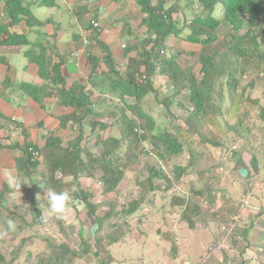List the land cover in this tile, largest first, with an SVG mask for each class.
Wrapping results in <instances>:
<instances>
[{"label": "rangeland", "instance_id": "obj_1", "mask_svg": "<svg viewBox=\"0 0 264 264\" xmlns=\"http://www.w3.org/2000/svg\"><path fill=\"white\" fill-rule=\"evenodd\" d=\"M59 1L57 0V3L64 7V1ZM190 1H192V4ZM194 1L196 0L178 1V5L182 4L185 6L184 11L190 17H187L190 20L201 10L200 6H198V4ZM39 2L40 0H24L23 5H27V3H29L31 7L30 9H33V13L35 15H40V17L43 18L44 15L48 13V10L44 7L35 8L34 5L38 6ZM136 9L137 12H135V16V13H132L131 11L133 18H137L135 20V24L137 23L138 17L142 14L138 4H136ZM177 12L180 14H174L173 19L176 20L178 23V29H180L182 28L181 23L184 14L181 10ZM65 13V15L63 13H54L49 20L52 22L61 21V30H64V26L69 28L71 32L74 33V29H76V21L71 20L72 14L67 12V8L65 9ZM221 14V8L220 5H218L216 6L213 16L220 19ZM50 21L46 22L47 27L52 25L50 24ZM35 24L38 25L39 23L36 22ZM247 29L248 25L246 24V21L238 33L232 31V29L226 24L221 23V25L217 28L215 40L210 45L204 47H201L200 45H193L185 41V37L188 35V30L184 29L181 37L174 38L172 36L171 39L167 40V43H169L168 46L171 48L170 53L178 54V63L180 67L191 73L195 79L200 80L202 75L200 73V64L198 63L197 55L201 52L207 53L215 58L216 65H220V59L224 55V51L233 45L234 40L231 39V36L240 37L245 34ZM64 34H66V36L65 38H62V41L67 39L68 33L65 32ZM166 55L169 56L168 54ZM10 58H12V61L14 60L15 63L22 60L16 56H12ZM120 61H117L119 64H116L117 71H120L119 77L124 78L126 64L122 66L120 65ZM81 65L83 68H86L85 62ZM141 69H143V67H141ZM96 71L100 72V67H97ZM25 77L26 76L23 74L21 80H24ZM85 77L86 74H84V72H82V74L81 72H78L76 78L81 81L84 79L85 83ZM250 77V80L248 79L249 77L240 78L241 82L235 87V89H229V87L226 86V78L221 77L216 82L214 89L210 92L212 99L211 102L213 103L215 109L214 111L212 109L210 110L213 111L212 115L215 116L214 120L218 123L220 128V130H216L215 128L207 125V122L209 121V119L206 118L207 113L202 120H198L189 115L192 105L189 101L188 90H182L170 98V101L172 102L170 106L166 108L162 104V100H165L167 97H171L174 90L166 88L167 77L160 75L159 70H156L154 76L152 77L153 88L156 93L152 92L147 94L142 101L138 103V107L142 113L148 115L154 122L153 130L149 136L157 135L162 131H166L177 136L182 141V153L173 156H164V158L161 159L166 168V171H163L165 176L164 179L171 181L172 187H169L170 189H164V187H167L166 180L155 179L154 184L158 185L159 190L155 192L146 191L144 195L140 182H143L146 179L147 168L153 165L155 166L157 160L155 156H148L142 152L143 149L150 148V138L144 142L143 145L141 142L136 143L134 140L127 139L126 143L123 142V145L118 150L116 149L117 157L119 158L121 164L125 167V172L124 177L117 186V190L109 195H104L102 193V186L99 183V178L102 172L96 163L90 164L89 170L85 173H81L74 182L72 176H68L66 178L65 174L60 171L54 173L51 179L52 181H56L58 191L67 190L73 198L78 201L80 197H75L78 191H83L89 195V203L97 207L95 216L103 217L105 213L109 212L110 208H113L112 214L109 216L110 218L105 220L103 226L99 230L94 231L95 222L82 202H80L82 207L76 208V210L70 214V218L68 220L57 219L55 215L50 214L48 211V204L45 199L46 193L41 191L44 186L34 185L36 187L35 188L30 185L26 179H22V176H20L18 181H21L23 185L25 183L30 187L25 191V194H21L22 197L23 195L27 197L25 202L24 199L18 198V203L23 202V204L19 205L23 207H20L19 210L17 209L14 216L7 217L5 215H0L2 216L0 217V264H44L50 260L55 252H59L60 255L58 259L61 258L63 256H61L63 246L73 251L75 256L62 257V259L58 262L57 260L52 261V264H100L101 260L107 259V256L104 257V252L107 250H104V252H100L98 256H95V239L97 236L104 237L113 233L115 229L114 225H118L123 231L128 229L127 233L130 234L125 237V239H127L126 241L115 244L109 248V251H111L115 260L117 259L121 261V259H126L124 257L125 255L132 256L134 258L135 251H133V255L132 253H129L132 251L130 248H133V246L136 245L133 242V239L137 241H145V238L149 235L150 238L154 237L152 238V240H154L151 244V251L147 252H154L153 254L156 253L155 255H158L157 260L159 261V264H162L170 258L165 255V251H162V247L159 249V245L156 246V243L163 244V249H167L166 251L170 254L171 247L172 249L176 248L174 245L170 246L169 243L172 240L170 237L171 232L178 237L189 229L188 223L182 220L183 207H179L178 204L173 201V198L176 196L185 200L189 198L190 201L199 207V215H194L190 218L193 221V218L195 217V226L193 230L205 232L202 241H207V247L204 250L203 255L209 252V254L212 255L211 258L214 260V251H217V253L222 251V248L218 247L223 242H221V238H215V236L218 235L216 233L218 226H221L224 220L221 218V215L217 213L222 204L224 192L226 191L233 199L239 200L242 195H245V187L249 189L252 188V194H254L252 197L254 198H247V202H250L251 204L253 203L258 207H264V172L262 175L260 174L261 176L259 175L256 177L254 175L250 177L247 181L237 176V181H235L236 174L233 170L235 165L238 167L241 165L236 161L238 156L237 158L234 157V155L232 157L227 155L225 156L221 153L220 149L212 145H205L202 141L203 138H210L212 141L219 142L220 139H227L234 136L233 132L229 130V126L236 123V118H233L232 114H228V111L240 114L246 109L251 119L249 124H247L246 121H243L246 128L251 129L255 125H259L260 127L264 126V121L261 123L258 118L259 112L263 111L264 113V75L262 73V75H259V78L256 79L253 73H250ZM251 80L256 82L254 86L250 85ZM67 81L68 83H71V80ZM94 93L98 97V100L92 102L89 106L93 113L89 116H85L81 124L71 122L68 123L67 127L60 130L59 133L63 147L67 146L68 143L77 138L81 133L83 139L79 145L84 147L88 153L96 157L98 160L103 151V146L101 145L102 140L107 139L109 136L120 137V126L118 124L116 125L115 122V120H119V123L122 124L120 120L121 111H119V109L124 107V104L133 105L135 100L126 97L124 98L126 100L125 103L122 104L120 97L117 95L111 96L108 93L101 95V93H99L96 89H94ZM155 94L157 95L155 96ZM238 98H241L240 105L237 103ZM254 100L257 101V107H249V101ZM48 108L51 110L53 109L50 104L47 109ZM210 110H208V115H211ZM114 111L117 115L116 118L111 117ZM124 113L125 115L133 118L136 123L140 121L144 122V120L139 119L138 116H133V113L129 109H125ZM95 121L106 124L109 128L92 129V131H90V127L92 128V122ZM192 124H194L195 127L190 126ZM194 131H197V133ZM243 135L247 136V140L250 141L252 149L259 146V148H257L258 153H263V158L260 162H262L261 166L264 167V139H262V135L259 134L257 129H252L251 132L245 131ZM239 143H244V141L237 139V144ZM231 147L233 146L231 145L230 148ZM230 148L227 150L229 151ZM250 149L244 144L239 147L238 151L239 153L240 151L243 152L246 161H249L250 159L248 154L252 153ZM228 151L226 154H228ZM131 157H133L132 161L128 162ZM82 159L84 161L87 160L85 154H82ZM189 162L190 164H188ZM247 163L249 164V162ZM178 166L186 167V173L179 177L178 181H175L173 177V170ZM242 168L239 167V174L244 177L246 176V169L243 170ZM39 170L40 172L43 171L42 167ZM41 175L45 180L43 173ZM48 179L49 178H47V181ZM37 181L43 183L41 177L39 180L37 179ZM209 185H212L214 189L212 193L216 195L218 194L221 198H217L216 203H212L213 205L208 204L203 196H195L192 193L194 188H201L205 191V189L209 188ZM45 186H47V188H52L50 185ZM139 199L142 201V205L139 206L138 210H136L133 215L126 216L123 213V210L127 209V206L131 203V201H137ZM32 202L37 203L39 208L42 209L41 217H33L34 212L29 208V205L32 204ZM224 211V213L228 216L229 213L225 209ZM253 213L254 210L252 212L246 210L242 212V221H240V225L245 224L247 226L249 217H254ZM225 214H223V216H225ZM260 217H263L262 219H264V215ZM139 218L140 222L137 221ZM9 219L15 221L16 230L14 232L8 231L7 229V221ZM258 222L260 225L255 224L254 228L248 229L245 236H243L242 232V234L238 233L239 238H241V236L243 237L242 240L239 241L238 238L237 240L232 239L238 241L236 245L237 249L240 248V250H242L245 244L244 242H251L252 244L261 247L264 246V220H258ZM123 223H127L128 228H126ZM79 228L83 230L84 236L82 239L78 235ZM139 233L144 235L138 237ZM80 235H82V232ZM166 236H168V238ZM128 240L129 242H127ZM196 240L200 241L201 239L198 237ZM82 241H84L86 245H83L81 243ZM227 244L232 245V242H228ZM128 245L130 248H127ZM101 246L104 247L103 244H101ZM125 249V254L122 255ZM249 251H253V249H250ZM249 251L246 252V255H248ZM177 252L178 251H176V253ZM196 255L197 254H194V257L195 259H198L199 256L196 257ZM152 256L153 255L148 257L145 255V261L149 260L150 263L154 264L155 262L153 260L150 261V257ZM102 257L103 259H101ZM132 257H129V259ZM183 257L185 258L186 256L183 255ZM212 259L211 262L215 263ZM200 260L201 259L197 260V263ZM158 261L156 262L158 263ZM136 262H139V260H122L121 263L132 264ZM249 263L253 264V261ZM254 264H256V262H254ZM259 264H264V261H260Z\"/></svg>", "mask_w": 264, "mask_h": 264}, {"label": "trees", "instance_id": "obj_2", "mask_svg": "<svg viewBox=\"0 0 264 264\" xmlns=\"http://www.w3.org/2000/svg\"><path fill=\"white\" fill-rule=\"evenodd\" d=\"M0 1L4 2L5 10L10 19V25L24 21L27 26L32 27L34 25L36 26V22L39 23L33 17L32 12L29 9V5H23L24 0ZM134 1L138 4L140 12L142 13L140 23L142 27H145L146 31L144 37L138 38L135 44L130 45L127 50V53L134 51L136 53V57L128 59L124 78L119 77L120 71H117V65L111 59V53L109 52L108 47L98 38H93L92 42L94 41L95 46L106 55L101 58L88 54L86 57L88 74H86L85 77V85L74 84L71 85L69 89H67L66 86L68 78L64 74L62 68L64 60L60 58V61L54 63L49 69L46 64L47 56L45 55L41 44L38 43L33 45L29 43L23 35H12L8 33L7 38L0 42L5 44L28 46L29 52H25V56L30 62L37 65L39 77L49 83L48 90L50 88V92L47 91V86L44 85L37 86L21 84L20 89H22L26 95L30 96L37 103H41L43 97L55 95L58 98L59 106L71 109L69 112L61 114L57 117L59 123L57 130L66 128L67 124L70 122L81 124L85 116H89L93 113L92 109L89 107L91 104V101L89 100L90 92H85L86 86L98 90L101 95L104 93H108L111 96L117 95L120 97L122 104L125 103L126 100L124 98L126 97L135 100L133 105L124 104V107L119 109V111H121L120 120L122 124L119 123V120H115V122L116 125L118 124L120 126V137L109 136L107 139L102 140L101 145L103 146V151L98 160L96 157L88 153L84 147L79 145L83 139L81 133L77 138L68 143V145L65 146L66 148L63 147L61 138L55 135L57 130H55L54 133H50V136L46 139L42 147H38L36 143L27 142L22 148L23 155L19 162L25 164L21 167V172L24 175L23 179H26L33 187L42 185L44 188L41 191L46 193L47 186L45 185H50L54 190L58 191L56 181H52L51 179L54 173L60 171L65 174L66 178L68 176H72L74 182L81 173H85L89 170L90 164L96 163L102 172L99 178V183L102 186V193L104 195L113 193L117 190V186L124 177L125 172V167L121 164L119 158L117 157L116 149L118 150L123 145V142L126 143L127 139L134 140L136 143L141 142L143 145V143L150 138V148L143 149L142 152L145 155L152 153L159 159H163L164 156H173L182 153L183 144L177 136L166 131H162L157 135L149 136L153 130L154 122L148 115L142 113L138 107V103L141 102L147 94L152 92L156 93L153 88L152 77L154 76L157 68L159 69L160 75L167 77L166 88L174 90L171 97H167L165 100H162V104L168 108L172 102L170 101V98L182 90H188L189 101L192 105L189 115L198 120H202L207 113L206 118L209 119L207 125L215 128L216 130H220V128L218 123L214 120L215 116L212 115L215 109L213 103L211 102L212 99L210 94V92L214 89L216 82L221 77L226 78V86H228L229 89H235V87L241 82L240 78L249 77L248 79H251L250 73H253L256 79H258L259 75H262V73L264 75V0H196L194 2L200 6L201 10L199 13H196L191 20L184 11L185 6L182 4L178 5L179 0H169L171 4L168 0ZM190 2L192 4V1ZM52 4V0H42L39 2L38 6H52ZM218 5H220L222 11L220 19L213 16L216 6ZM180 10L184 14V17H182V28L178 29V23L173 18L174 14L177 15L179 13L177 11ZM245 21L248 25L247 31L240 37L231 36V39L234 40L233 45L224 51V55L220 59V65H216L215 58L207 53L201 52L197 55L198 63L200 64V73L202 75L200 80L195 79L191 73L180 67L178 63V54H171V48L166 45L168 37L173 36L175 38H179L181 37L183 30L187 29L188 35L185 37V41L193 45H200L201 47H204L210 45L215 40L217 28L221 25V23L226 24L232 29V31L238 33L244 26ZM3 28H5V26L0 25V29ZM102 64H104L106 70L96 72V68L100 67ZM141 67H143V69H141ZM255 78L254 80L256 81ZM255 81L253 82L251 80L250 85L254 86L256 84ZM156 95L157 94H155V96ZM237 103L240 105L241 98L237 99ZM249 103V107H257V101H249ZM125 109H129L133 113H131L133 116H138V118L143 119L144 122L140 121L136 123L133 118L125 115ZM208 110L211 111V115H208ZM228 114H232L233 118H236V123L229 126V130L233 132L234 136L227 139H220L219 142L212 141V139L207 137L208 139H202L203 143L220 149L221 153L225 156H228L230 151L234 157L237 158L238 156L236 161L241 164L239 167H243V170L246 169V176L243 177L239 174V167L235 165L233 170L236 174L235 181H237V176L247 181L254 175L256 177L260 174L262 175L264 167L261 166L262 162H260V160L263 158V153H258L257 148H259V146L252 149L250 141L247 140V136L243 135V133L245 131L251 132L252 129H257L259 134L262 135V139H264V126L260 127L259 125L256 126L254 124L255 126L253 128H246L243 121H246L247 124H249L251 120L246 109L240 114L232 113V111H228ZM111 117H117L115 111L112 113ZM258 118L261 123L264 121L263 111L259 112ZM91 126L92 128L90 127V131H92V129L109 128L108 125L98 121L92 122ZM190 126L195 127L194 124ZM194 132L197 133V131ZM237 139L243 140L244 143L237 144ZM243 144L249 149L251 148L250 150L252 153H248L250 156L249 161L245 160L242 151H240V153L238 151L240 145ZM231 145L233 147L230 148ZM229 148L230 150L228 151L227 149ZM34 151L37 153L36 158L32 154ZM227 151L228 154H226ZM82 154L86 155V161L82 159ZM132 159L133 157H131L128 162H131ZM247 162H249V164ZM188 164H190V162ZM41 167L43 171L40 172L39 169ZM173 171L174 180L178 181L179 177L186 173V167L178 166ZM42 173L43 176H45V180L41 175ZM40 177L42 178L43 183L37 181ZM47 178H49L48 181ZM164 178L165 176L163 171L157 169L154 165L148 167L146 179L143 182H140L144 195L146 191H158L159 187L154 184V180H161ZM164 180H166L167 183V187H164V189H170L172 187L171 181L168 179ZM213 190L212 185H209V188L205 189V191L201 188H194L192 193L195 196H203L208 204L213 205L216 203L217 198H220L218 194L216 195L212 193ZM244 192L245 195H242L239 200L233 199L226 191L224 192L222 204L217 211V213L220 214L221 218L224 220L222 222L223 224L218 226L217 232H221L222 226L226 227V231L220 233L219 238L221 236L223 239L227 236L228 231L231 230L232 226L229 223L231 218L233 216H241L242 212L245 210L251 212L254 210V217L250 216V224L244 226L242 229H239L240 233H243V236L246 235L248 229L254 228L255 224L260 225L258 220H264L262 219L263 217H260L264 215V207H258L250 202H248L247 205H243V198H254L252 197L254 195L252 194V188L249 189L245 187ZM75 197H80L79 201L86 206L90 216L94 220V231L99 230L103 226L105 220L110 218L109 216L112 214L113 208H110L109 212L105 213L103 217H97L95 216L97 207L89 203L90 198L88 194L83 191H78ZM173 201H175L179 207H183L182 220L188 223L189 228H193L195 222L190 218L194 215H199V207L190 201L189 198L185 200L176 196L173 198ZM140 205H142V201H140V199L137 201H131V203L127 206V209L123 210V213L126 216H131L136 212V210H138ZM13 208L15 211L18 209L17 206H13ZM29 208L34 212L33 217H41L42 209L39 208L37 203L32 202V204L29 205ZM224 209L229 213L228 216L224 213ZM15 211L12 212L10 210L8 214L5 213L0 199V215L11 217L15 215ZM223 214H225V216H223ZM137 221L140 222V218ZM123 224H125V227L128 228L127 223ZM114 228L113 233L104 237L97 236L95 239V256H98L100 252L107 250L104 252V257L107 256V259L101 260L100 264L114 263L115 258H113L114 256L111 251H109V248L115 244L122 243L128 234V229L123 231L118 225H114ZM81 232L82 235H80ZM78 235L82 239L84 236L83 231H78ZM231 242L232 245H230V250L221 251L220 260L215 256H213V260L211 258L212 255L207 252L203 255L204 257H201V260L197 264H244L243 250H240L239 247V249H237L236 246L238 241L232 240ZM81 243L86 245L84 241ZM101 244H103L104 247H102ZM254 245L255 244H252L251 242L247 243L248 248L253 247ZM62 251V257L75 256V253L65 246L62 247ZM59 255V252L53 253L50 258L51 261L49 260L44 264H52L51 262L55 260L58 262L62 259V257L58 259ZM101 259H103V257ZM211 259L215 261V263L211 262Z\"/></svg>", "mask_w": 264, "mask_h": 264}, {"label": "crops", "instance_id": "obj_3", "mask_svg": "<svg viewBox=\"0 0 264 264\" xmlns=\"http://www.w3.org/2000/svg\"><path fill=\"white\" fill-rule=\"evenodd\" d=\"M63 1L64 7L60 6L57 0H52V6L34 5L35 8L44 7L48 10V13L41 18L40 15H35L33 13V9H30L32 14L35 15L36 19L39 21V24L32 27L27 26L24 22H18L11 26L7 25L8 27L3 28L4 30H0V41L4 40L8 33L12 35H23L26 37L27 41L33 45L38 43L41 44L47 56L46 64L49 69L54 63L60 61V58L63 59V72L68 80H71V83H67L66 85L67 89L74 84L85 85L84 79L81 81L76 77L78 72H81V74L82 72L88 74L86 61L88 54L94 56L100 55V49L95 46L94 41L92 42L93 38H98L106 44L111 53L110 57L115 64L118 63L117 61L121 60L120 65L123 66L124 62L126 63L129 58L136 57L134 51L127 53L129 45L133 43L130 35L137 36L138 33L143 32L144 28L140 23L142 15L138 17L137 23L135 24L137 18H133L132 13L137 12V9L134 0ZM27 4L29 5V3ZM29 8H31L30 5ZM66 8L67 12L72 14L71 20L76 21L74 33L64 26V30H61V21L52 22L49 20L54 13H63L65 15ZM135 15L136 13L134 16ZM7 21L9 22V17H6V13L4 14L0 11V23H6ZM47 21H50V24H52L50 27H47ZM92 22H98L100 29L99 36L98 30H94L91 27ZM82 29L85 34H89V36L86 38L83 37L81 35ZM65 32L68 33L67 39L62 41V38L66 36V34H64ZM169 39H171V37H169ZM122 45H125L126 48L123 49ZM167 45H169V43H167ZM25 52H29L28 46L0 43V199L3 211L7 214L10 210L12 212L15 211L13 206H17L18 209L23 207L19 205L23 204V202L18 203V198L24 199L25 202L27 197L25 195L22 197L21 194H25V191L30 187L18 181L20 176H22V179L24 176L21 172V167L25 164L19 162L23 155V146H25L27 142L42 144V127L47 126L49 130L54 133V131L58 129L59 124L57 117L68 111L58 105V98L55 95L43 97L42 102L37 103L20 89L21 84L44 85L47 86V91L50 92V88L48 90L49 83L39 77L37 65L27 59ZM12 56H16L22 60L15 63V61H12V58H10ZM84 62L86 68H83L81 65L84 64ZM100 69L101 71L106 70L104 64L100 66ZM23 74L26 77L24 80H21ZM87 87L88 86H86V88ZM49 104L53 107L52 110L50 108L47 109ZM11 118H15L18 121H25L26 127L22 134L13 136L7 132L8 120ZM59 131L60 130H57L55 135L60 138ZM17 183L22 184L21 189L16 187ZM193 229L194 227L187 229L184 234L178 236L180 239L171 232L170 237L172 240L169 243L170 246L174 245L176 248L172 249L171 247L170 254L166 251L167 249H163V244L156 243V246L159 245V249L162 247V251H165V255L170 258L162 264H197V260L201 259L205 247H207V241H202L205 233L204 231L200 232ZM78 231L83 230L79 228ZM216 233L218 234L216 237H219V234L223 232L221 231L218 233L216 230ZM128 235L130 234H127V236ZM139 235L138 237H141L144 234L139 233ZM166 237L168 238V236ZM198 237L201 239L200 241L196 240ZM152 238L154 237L150 238L148 235L145 241L133 239L136 245H134L133 248H130L128 245L127 248L132 249V251L129 252L132 253V255L134 253L133 251H135L134 258L125 255L124 257L126 259H121V261L116 259L112 264H123L121 263L122 260H139V262L132 264H153L150 263L149 260L145 261V255L148 257L153 255L150 257V261L153 260L155 262L154 264H159L157 260L158 255H155L156 253L153 254L154 252H147L151 251V244L154 240H152ZM220 238L222 239L221 236ZM126 240L127 239L124 241ZM127 242H129V240ZM221 242L224 244L222 243L223 245H219L218 248L221 247L222 250L231 249L230 244H227L231 242L229 238L224 237ZM125 251L126 249L122 255L125 254ZM176 251L178 252L176 253ZM182 254L186 257L184 258ZM194 254H197L196 257L199 256L198 259H195ZM214 254L217 259H221V252L217 253V251H214ZM129 257L132 258L129 259ZM245 260L244 264H252ZM156 261H158V263ZM260 261H262V259L259 260V262ZM259 262H256V264H259Z\"/></svg>", "mask_w": 264, "mask_h": 264}, {"label": "clouds", "instance_id": "obj_4", "mask_svg": "<svg viewBox=\"0 0 264 264\" xmlns=\"http://www.w3.org/2000/svg\"><path fill=\"white\" fill-rule=\"evenodd\" d=\"M42 0H40V2H41ZM168 2L171 4V2L168 0ZM30 9V8H29ZM0 11H2L4 14L6 13V17H9L8 16V14H7V12H6V10H5V6H4V2L3 1H0ZM33 15V14H32ZM35 19H36V17L35 16H33ZM37 20V19H36ZM38 21V20H37ZM20 22H24V21H20ZM39 22V21H38ZM25 23V22H24ZM94 22H92L91 23V27L94 29V30H98V36H99V34H100V29H99V24H98V22H95V23H97L98 24V27H93V24ZM0 25L1 26H5V28L6 27H8V26H11L10 25V19H9V22L7 21L6 23H4V22H1L0 23ZM8 25V26H7ZM144 28V29H143ZM142 29H143V32H141V33H138L137 34V36H134V35H130V37H131V39H132V41H133V43L132 44H135V41H137L138 40V38H143L144 37V34H145V31H146V29H145V27H143ZM1 30V29H0ZM81 35L83 36V37H87V36H89V34H85V32L83 31V29L81 30ZM170 37H172V36H170ZM6 38H7V35H6ZM5 38V39H6ZM175 38V37H174ZM168 39H169V37H168ZM167 39V40H168ZM86 40V39H85ZM3 41V40H2ZM2 41H0V42H2ZM87 41V40H86ZM132 44H130V45H132ZM129 45V46H130ZM166 45H167V41H166ZM122 48L123 49H125L126 48V46L125 45H122ZM129 48V47H128ZM101 51V50H100ZM99 51V52H100ZM104 55H105V53H103L102 51L100 52V55H98V57H104ZM127 62L128 61H126V63L124 62V65L126 64L127 65ZM123 65V66H124ZM77 66H78V64H77ZM116 68H117V66H116ZM156 70H159L158 68L156 69ZM87 91H89L90 92V97H89V100L91 101V103L92 102H94V101H97L98 100V97L96 96V94L94 93V89H92L91 87H87L86 88V90H85V92L87 93ZM64 110H68L67 112H69L71 109L70 108H65V107H62ZM64 112V111H63ZM66 112V113H67ZM10 124H15V125H17L19 128H20V130L16 133V134H14L13 136H18L19 134H22V132H23V130L25 129V127H26V123H25V121H18V120H16L15 118H11L10 119V121L8 122V126L10 125ZM8 128V127H7ZM7 132H8V129H7ZM50 133H51V131L49 130V128L47 127V126H45V127H42V132H41V134H42V144H38V143H36L37 144V146L38 147H42L43 145H44V143H45V141H46V139L50 136ZM146 151H149V150H146ZM35 152V151H34ZM36 153V152H35ZM148 156H154V154H152V153H149L148 154ZM36 158V157H35ZM157 158V157H156ZM155 167L157 168V169H159V170H161V171H166V168H165V165L163 164V162H162V160L161 159H159V158H157V160H156V164H155ZM21 185L22 184H19V183H17L16 184V187H18V188H20L21 189ZM46 200H47V204H48V211H49V213L50 214H53V215H55V217L57 218V219H60V220H68L69 218H70V214L72 213V212H74L75 210H76V208H78V207H82V205H81V203H80V201H78V200H75L74 198H73V196L70 194V192L69 191H67V190H61V191H56V190H54V189H52V188H46V198H45ZM39 206V205H38ZM250 224V219H248V223H247V225H249ZM244 226H246L245 224H243V225H241L240 226V228H238L237 229V233H240V231H239V229H242ZM7 229H8V231H15L16 230V224H15V221L14 220H12V219H9L8 221H7ZM241 234V233H240ZM227 237V236H226ZM237 238H238V240L240 241V240H242L243 239V237L241 236V238H239L238 236H237ZM237 238H234V237H232L231 239H230V241L232 240V239H236L237 240ZM245 244H244V246H243V248H242V250H243V256H244V260L245 261H247V262H251L250 260H248L247 258H248V256L250 255V254H254L255 256H256V261L255 262H259V260H261L262 259V261H264V253H259L258 251H257V249L258 248H262V249H264L263 247H261V246H257V245H254L253 247H249L248 248V246H247V242H244ZM231 245V244H230ZM248 249V250H247ZM250 249H253V251H249ZM247 251H249L248 252V255H246V252ZM259 258H261V259H259Z\"/></svg>", "mask_w": 264, "mask_h": 264}, {"label": "built area", "instance_id": "obj_5", "mask_svg": "<svg viewBox=\"0 0 264 264\" xmlns=\"http://www.w3.org/2000/svg\"><path fill=\"white\" fill-rule=\"evenodd\" d=\"M92 25H93V27H98V24L95 23V22ZM19 130H20V128L17 125H15V124H10L8 126V133L10 135L16 134ZM32 154H33L34 157H37V153L33 152ZM232 155L233 154L230 151L228 156L231 157ZM242 202H243V205H247V203H248L247 200L244 199V198H243ZM241 219H242V216H240V215L239 216H233L231 218V221L229 223H230V225L232 227H231V230H229L228 233H227V238H229V239H231L232 237L237 238V236H238L237 229L240 228V226H241L240 225V221H242ZM221 231L225 232L226 231V227L222 226L221 227ZM257 251L259 253H264V249H262V248H258ZM247 259L250 260L251 262L252 261L255 262L256 261V256L254 254H250Z\"/></svg>", "mask_w": 264, "mask_h": 264}]
</instances>
